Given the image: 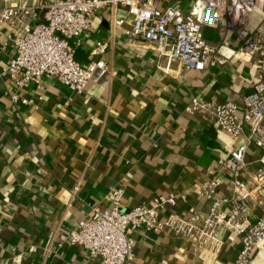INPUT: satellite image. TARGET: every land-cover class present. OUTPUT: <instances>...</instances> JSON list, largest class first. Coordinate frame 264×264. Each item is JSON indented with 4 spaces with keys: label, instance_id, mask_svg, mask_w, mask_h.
<instances>
[{
    "label": "crops",
    "instance_id": "0c3cea01",
    "mask_svg": "<svg viewBox=\"0 0 264 264\" xmlns=\"http://www.w3.org/2000/svg\"><path fill=\"white\" fill-rule=\"evenodd\" d=\"M170 4L191 7L184 0ZM4 6L0 0V9ZM116 17L124 18L125 26L131 22L127 7H107L95 15L80 45L70 40L76 60L85 65L101 58L97 42L109 39L103 56L108 69H97L83 93L50 77L42 80L44 90L36 84L19 88L3 74L16 54V26L0 21V264H101L79 246L56 248L92 204L109 205L107 194L115 186L127 188L126 208L174 192L185 195L175 207L179 214L210 210L212 202L194 190L215 175L214 163L229 154L235 140L204 112L190 114L185 107L193 97L242 103L253 90L257 58L233 55L203 70L165 61L160 68L153 42L113 32ZM263 19L264 0H257L243 35L221 18L205 27L207 41L228 54L226 49L242 46ZM37 21H45L42 10ZM258 156L250 144L245 178L261 167ZM220 180L218 194L228 195L229 176ZM218 234L223 240L218 260L205 261L188 239L136 230L130 264H235L239 236L223 228ZM33 246L36 252L30 251ZM251 264H264V245L255 249Z\"/></svg>",
    "mask_w": 264,
    "mask_h": 264
},
{
    "label": "built area",
    "instance_id": "2783aa9c",
    "mask_svg": "<svg viewBox=\"0 0 264 264\" xmlns=\"http://www.w3.org/2000/svg\"><path fill=\"white\" fill-rule=\"evenodd\" d=\"M4 1L0 21L16 26L13 37L16 54L3 74L19 88L36 84L44 90L42 80L50 77L83 93L97 69H108L103 56L109 39L97 42L96 54L101 58L85 65L76 60V48L70 40L75 39L76 45H80L82 36L93 26L95 15L118 5L127 7L131 22L125 26L124 18H114L113 32L121 30L153 42L160 68L165 61H178L186 68L203 70L208 64L225 63L233 55L247 61L257 58L253 90L243 97L242 103H215L193 97L185 107L190 114L204 112L235 140L229 154L214 163L215 175L194 190L212 202L209 211L179 214L175 207L179 197L185 195L174 192L126 208L127 188L115 186L107 194L109 205L92 204L88 216L80 219L56 248L76 245L85 250L88 259L98 257L101 264H130L135 257L132 233L143 230L188 239L197 246L203 260L217 261L223 248L218 231L223 228L240 238L235 264H251L255 249L264 245V19L237 50L227 48L228 54L207 41L205 27L215 26L223 18L229 29L243 35L257 0H184L191 3L187 11L180 5H171L172 0ZM38 10L43 11L44 22L37 21ZM12 98L16 101L18 95ZM252 143L259 149L257 162L261 167L245 178L247 151ZM222 174L230 179L228 195L218 194ZM252 182L256 186L252 187ZM79 190L80 184L75 185L73 194ZM164 211L168 213L162 216ZM37 250V246L30 248L31 252Z\"/></svg>",
    "mask_w": 264,
    "mask_h": 264
},
{
    "label": "rangeland",
    "instance_id": "374dc122",
    "mask_svg": "<svg viewBox=\"0 0 264 264\" xmlns=\"http://www.w3.org/2000/svg\"><path fill=\"white\" fill-rule=\"evenodd\" d=\"M207 32H208V31L205 29V35H206Z\"/></svg>",
    "mask_w": 264,
    "mask_h": 264
}]
</instances>
